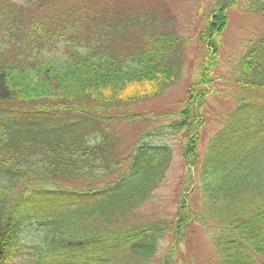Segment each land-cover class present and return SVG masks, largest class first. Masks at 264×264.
Instances as JSON below:
<instances>
[{
  "label": "trees",
  "instance_id": "obj_1",
  "mask_svg": "<svg viewBox=\"0 0 264 264\" xmlns=\"http://www.w3.org/2000/svg\"><path fill=\"white\" fill-rule=\"evenodd\" d=\"M153 1L0 0V264L23 250L29 222L40 215L29 228L39 230L32 243L38 264H121L119 249L140 260L154 252L156 242L137 232L133 210L164 179L173 146L162 126L147 122L122 157L112 126L117 113L180 77L185 40L166 6ZM245 1L264 13V0ZM209 32L203 45L213 39ZM211 46L218 52L217 43ZM215 61L210 57L201 71ZM88 79L108 88L125 80L148 86L116 106ZM211 81L209 72L194 80L179 103L174 126L185 137L205 119L197 103L205 102ZM53 82L61 83V95L50 92ZM231 82L237 108L205 154L191 150L187 158V165L199 163L193 182L204 212H182L179 222L238 227L213 234L218 264H264V33L237 61ZM78 196L87 200L71 202Z\"/></svg>",
  "mask_w": 264,
  "mask_h": 264
},
{
  "label": "rangeland",
  "instance_id": "obj_2",
  "mask_svg": "<svg viewBox=\"0 0 264 264\" xmlns=\"http://www.w3.org/2000/svg\"><path fill=\"white\" fill-rule=\"evenodd\" d=\"M154 1L167 5L170 9V15L176 17L177 32L179 36L184 38L188 49L183 60L182 69L179 71L180 77L176 78L167 89L137 104L136 109L140 110L142 119L145 121L147 117H151L153 124H167V122H170L171 119H168L165 114H168V111L178 109L176 105L178 106L185 98L189 89L188 86L194 82L192 78L197 79L205 75V70L201 72V66H203L202 63L207 55L206 49H208L210 51L208 55L216 57V61L210 66L209 74L212 81L209 89L207 88V97L205 102L198 106L200 112L205 115V119L201 118L203 123L200 124L199 139L194 140L196 137L194 136L191 140V146L203 153L204 150H208L212 137L226 125L230 111L238 105L239 90L231 82L235 77L234 65L247 51L249 41L255 39L264 31V15L255 14L248 10L245 0H238L239 2L236 4H234L235 0H227L229 3L224 4L221 10H213V8L225 0ZM215 14H217L216 17ZM208 31H213L214 35L212 40L207 37L208 47H206L200 41ZM212 42L217 43L218 52L210 49ZM61 72L66 76L68 70ZM87 81L92 85V89L107 85L99 86L93 79ZM151 82L156 83L154 79ZM110 86L111 88L104 87L103 93H105V96L100 95L104 96L102 99H114L116 106H124L132 102V97L143 95V89L148 85L125 80L117 84L110 83ZM53 90H56L57 95H61V83L59 82V86H55L53 82L50 92ZM260 100L261 103H264V96L261 95ZM133 110L135 111V107ZM175 118L174 116L172 121ZM138 120L132 118L117 125V129L120 131L119 134L122 135L121 142L122 139L130 140L132 138L131 134L135 131V124L137 127L141 122H137ZM171 130L173 129H165V131ZM187 138L190 139V135ZM187 138L185 143L188 142ZM183 141L184 137L178 136L175 139L176 155L167 172L165 181L154 192L148 203L138 210L143 220H157L164 217L163 220L171 223L175 219L180 202H182V205L186 203V200H182L183 197H187L188 201L195 207L200 206L201 200L197 192L191 194L183 192L189 180V173L183 163L180 151ZM124 147L125 145L122 143L120 150H123ZM195 210L198 212L197 208ZM206 227L198 224L186 227L179 246L174 245L175 237L172 235L171 230L165 231L163 233L165 237L158 239L156 253L145 261V264H159L161 259L165 260L164 257L166 256L170 261L169 264H204L213 261L211 259L212 243L209 239L211 231ZM131 261L135 262L132 259ZM7 264L30 263L22 260V258H16Z\"/></svg>",
  "mask_w": 264,
  "mask_h": 264
}]
</instances>
